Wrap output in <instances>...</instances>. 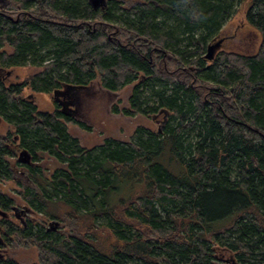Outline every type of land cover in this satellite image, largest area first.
<instances>
[{
    "label": "trees",
    "instance_id": "16d2710c",
    "mask_svg": "<svg viewBox=\"0 0 264 264\" xmlns=\"http://www.w3.org/2000/svg\"><path fill=\"white\" fill-rule=\"evenodd\" d=\"M243 1L108 0L101 11L0 0V119L14 130L0 136V185L23 189V213L72 228L15 223L22 212L0 192V248H36L34 264H264V0L245 16L257 53L206 59ZM27 66L41 72L6 82ZM94 82L113 97L132 86L123 111L158 114L163 129L83 148L68 126L90 130L81 109ZM27 87L53 95L55 110L40 111ZM45 154L63 164L51 178L34 163Z\"/></svg>",
    "mask_w": 264,
    "mask_h": 264
},
{
    "label": "rangeland",
    "instance_id": "374dc122",
    "mask_svg": "<svg viewBox=\"0 0 264 264\" xmlns=\"http://www.w3.org/2000/svg\"><path fill=\"white\" fill-rule=\"evenodd\" d=\"M125 8L133 6L139 0H121ZM97 10H104V7H110L108 0L103 6L96 0ZM250 7V0H244L238 9L237 14L229 21L222 32L223 44L222 48L227 51H233L242 55H254L257 53L261 36L246 21V12ZM120 15L121 12H119ZM123 23V20H121ZM4 51L11 53V49L6 47ZM4 77L8 84H19L36 73H40L41 69L27 66L21 68L8 69ZM8 73V74H7ZM90 91L83 100L81 114L85 123L90 128L89 131L81 130L75 125H69V132L78 137L81 145L85 149H93L100 146L106 140H115L120 143H128L131 141L137 129L143 127L145 133L159 132L164 127V119L158 114L150 116H129L123 110H129V98L133 87L129 86L119 95L114 97L103 91L97 82L89 85ZM24 97L35 103L42 112H53L55 110L54 96L33 92L29 87L24 90ZM114 105H118L122 113L114 112ZM73 108V106H72ZM14 131L12 127L3 119H0V136H6ZM146 136V134H145ZM19 154V153H18ZM34 163L40 167L39 169L48 177H52L55 171L62 169L63 164L55 157L45 154ZM24 167V166H23ZM25 169V167H24ZM0 192L14 199L15 208L22 212L19 214L20 220L16 219L15 212L9 214V219L18 223L22 220L27 222L34 220L41 224H45L47 230L56 234L70 233L72 228L66 224L64 220L57 219L48 220L43 215L23 213L28 205L22 200L21 193L23 189L12 181L3 182L0 185ZM10 251V252H9ZM0 254H7L14 257L21 264H34L39 260V253L36 248L16 247L14 249L0 248Z\"/></svg>",
    "mask_w": 264,
    "mask_h": 264
},
{
    "label": "water",
    "instance_id": "95a60500",
    "mask_svg": "<svg viewBox=\"0 0 264 264\" xmlns=\"http://www.w3.org/2000/svg\"><path fill=\"white\" fill-rule=\"evenodd\" d=\"M96 0H90L91 5L97 10L98 5L95 4ZM99 2V4H102L103 6L106 4L107 0H97ZM222 44H223V40H219L217 42H214L212 44L209 45L208 50H207V54H206V59L209 61L214 60V58L216 57L217 53L222 49ZM0 71H2V69H0ZM8 74V73H7ZM26 154L25 152L21 153V157Z\"/></svg>",
    "mask_w": 264,
    "mask_h": 264
}]
</instances>
